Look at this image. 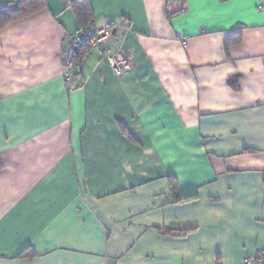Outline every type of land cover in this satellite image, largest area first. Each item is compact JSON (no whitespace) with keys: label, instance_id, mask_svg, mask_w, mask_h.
Returning <instances> with one entry per match:
<instances>
[{"label":"crops","instance_id":"1","mask_svg":"<svg viewBox=\"0 0 264 264\" xmlns=\"http://www.w3.org/2000/svg\"><path fill=\"white\" fill-rule=\"evenodd\" d=\"M70 1L0 30V264L264 252V0H89L92 26L125 28L78 51L68 93ZM121 37L132 66L116 78Z\"/></svg>","mask_w":264,"mask_h":264},{"label":"built area","instance_id":"2","mask_svg":"<svg viewBox=\"0 0 264 264\" xmlns=\"http://www.w3.org/2000/svg\"><path fill=\"white\" fill-rule=\"evenodd\" d=\"M123 28L125 26L120 22L109 21L101 27L88 25L67 35L63 43L62 60L63 80L68 93H72L83 86L77 80L76 55L78 49L83 46L104 49L110 40L115 38L116 31ZM106 58L116 78H122L131 71L132 63L130 56L125 51L123 37L119 39L117 49L112 54L106 55ZM243 264H264V252L259 253L251 260H245Z\"/></svg>","mask_w":264,"mask_h":264},{"label":"trees","instance_id":"3","mask_svg":"<svg viewBox=\"0 0 264 264\" xmlns=\"http://www.w3.org/2000/svg\"><path fill=\"white\" fill-rule=\"evenodd\" d=\"M179 1V0H176ZM182 1V0H181ZM46 5V0H16L7 2L5 4H0V30L8 23L23 18L29 14L36 12ZM69 7L73 10L76 20L78 22V29L91 25L94 18V10L89 0H71L69 2ZM182 10H179V12ZM178 12V11H177ZM175 12V13H177ZM175 13L168 12V17L170 18ZM77 29V30H78ZM86 50L87 46H83L78 49ZM82 53L77 52L76 60L77 67L80 63ZM78 74V73H77ZM236 82V84H235ZM234 82L233 88L237 89V81ZM233 84V82H231ZM174 234H182L179 232H173Z\"/></svg>","mask_w":264,"mask_h":264},{"label":"rangeland","instance_id":"4","mask_svg":"<svg viewBox=\"0 0 264 264\" xmlns=\"http://www.w3.org/2000/svg\"><path fill=\"white\" fill-rule=\"evenodd\" d=\"M7 1L8 0H0V4L2 5V4H5V3H7Z\"/></svg>","mask_w":264,"mask_h":264}]
</instances>
